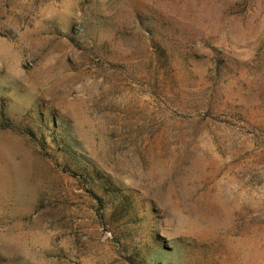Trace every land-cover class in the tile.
Here are the masks:
<instances>
[{
	"label": "rangeland",
	"instance_id": "obj_1",
	"mask_svg": "<svg viewBox=\"0 0 264 264\" xmlns=\"http://www.w3.org/2000/svg\"><path fill=\"white\" fill-rule=\"evenodd\" d=\"M0 264H264V0H0Z\"/></svg>",
	"mask_w": 264,
	"mask_h": 264
}]
</instances>
